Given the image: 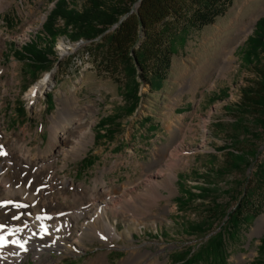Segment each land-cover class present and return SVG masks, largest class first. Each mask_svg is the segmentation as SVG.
I'll return each instance as SVG.
<instances>
[{"label": "rangeland", "instance_id": "rangeland-1", "mask_svg": "<svg viewBox=\"0 0 264 264\" xmlns=\"http://www.w3.org/2000/svg\"><path fill=\"white\" fill-rule=\"evenodd\" d=\"M212 1L224 10L199 27L191 15L207 0H175V12L150 26V32L162 26L168 32V67L159 80L150 76L145 83L136 77L138 103L126 114L124 68L119 59L103 57L102 37L71 41L59 35L52 47L55 61L36 69L17 60L11 50L40 31L53 0H0L5 42L0 45V172L10 177L9 156L23 138L34 158L54 157L46 165H53L51 195L60 204L71 209L78 198L73 189L61 186L63 178L89 192L100 191L102 178L110 188H125L121 204L132 198L140 207L136 222L109 214L122 236L104 239L90 224L80 247L71 246L70 252L53 247L66 226L56 224L54 217L37 216L26 227L29 240L43 243L40 257L32 256L26 241L0 240V259L6 256V264H40L44 259L89 264L103 258L105 264H123L131 248L140 255L130 264H176L178 253L193 254L223 228V211L237 203L241 223L235 236L226 238L220 264H264V249L259 248L264 236V122L243 103L245 90L254 85L259 70L264 72V53L244 60L241 51L255 17L264 11V0ZM71 2L77 8L83 5V0ZM48 73L49 86L28 98L30 88ZM108 115V130L97 132L98 120ZM81 123L90 126L86 142L79 150L64 147L62 134L76 138ZM52 131L56 142H51ZM61 149L66 153L59 154ZM162 154L163 161L147 171L146 165ZM85 156L88 160L82 162ZM179 182L189 196L181 195ZM200 189H207L205 200L196 195ZM23 193L29 203L38 200ZM205 202L216 205L214 217L203 212ZM68 215V224L73 223L74 215ZM188 222L199 230L184 227ZM50 236L56 240L47 242ZM22 250L24 257L19 256Z\"/></svg>", "mask_w": 264, "mask_h": 264}, {"label": "trees", "instance_id": "trees-1", "mask_svg": "<svg viewBox=\"0 0 264 264\" xmlns=\"http://www.w3.org/2000/svg\"><path fill=\"white\" fill-rule=\"evenodd\" d=\"M137 1L135 12H130L132 5ZM223 10V7L215 5L212 0H207V4H203L202 9L194 11L191 21L199 27L212 21L213 16ZM174 12L175 0H83V5L79 8L71 0H53L40 31L11 51L17 60L26 61L36 69L47 68L55 61L52 47L57 36L64 35L71 41L78 39L92 41L102 37L100 49L103 51V57L110 62L119 59L124 68L123 89L127 104L123 109L126 114H130L137 106L139 99L137 94L139 83L136 77L141 78L145 83H149L150 76L159 80L168 67L170 51L166 45L167 30L163 26L155 31L148 30L150 26L161 22ZM59 20L61 25L58 24ZM241 51L244 60L249 57L257 59L258 54L264 53V14L253 24ZM257 77L254 85L245 90L243 103L246 109H253L256 116L264 117V72L259 70ZM112 115L98 120L97 132L108 130V119ZM263 117L256 119L262 123ZM103 133L96 135L105 137ZM87 158L88 156L82 158V162L87 161ZM237 158L241 159L240 156L235 155V159ZM178 187L181 195H190L183 190L181 182L178 183ZM205 191L207 192V189H200L196 195L205 200L207 196L203 193ZM177 201L180 206L184 205V199L181 196L177 197ZM205 203L203 212L209 213L206 216L214 217L213 213L217 211L216 205ZM229 211H223L221 215L226 216L223 228L219 227L193 254L178 253L176 264L209 263L213 260L219 264L222 263L226 251L225 240L235 236L241 223L238 203ZM184 227L194 231L199 230V226L195 223L188 222ZM259 248L264 249V236L260 238Z\"/></svg>", "mask_w": 264, "mask_h": 264}, {"label": "bare ground", "instance_id": "bare-ground-1", "mask_svg": "<svg viewBox=\"0 0 264 264\" xmlns=\"http://www.w3.org/2000/svg\"><path fill=\"white\" fill-rule=\"evenodd\" d=\"M3 43H5L4 35L0 32V45L3 46ZM51 77V74H45L35 85L30 88L28 92V98L31 99L37 96L38 93H41L43 89L47 88L51 81ZM83 126V123L76 126L77 128L80 127L81 129L80 132H78V136L76 135V138L72 134H62L61 140L64 147L68 146L69 144L74 146L76 145L78 150L82 147L83 143L86 142V140H84L86 134L90 132L89 125L87 128H84ZM20 140L21 141L18 144V151H14V153L9 156V161L7 160L8 165L13 169L10 177H5L4 173L0 172L1 241L5 242L9 240L10 242L13 240H18L17 243L19 240L26 241L29 244V248L32 250V256L38 259L44 249V246L42 245L43 243H39V240L35 238L37 236L34 237L37 242L29 240L30 238L28 239L27 235L31 231H29L26 227L27 224L29 225L37 222V216H42L44 219H48V217H54V222H56V224L66 226L64 232L59 234V239L56 240L54 239L55 237L52 238L51 236L46 238L47 242L56 240V242L53 244V247L64 252H70L71 246L80 247L84 235L83 233H86L87 231L90 232L92 230L91 225L95 228L94 232L104 239L107 237L118 238L122 236L121 233L116 230L115 226L110 223L109 214H112V216H120L122 219L128 222L138 221L136 216L140 211V207L135 202V200L130 198L126 205L121 204L119 202L120 200H118L119 197L123 195L125 188L123 186L110 188L102 178L99 181L101 189L100 191L98 190L96 192H89L79 186H73V183L70 180L63 178L60 182L61 186L73 189L75 195L78 196V198H74L75 205L71 206V209L60 204L57 201V198L51 195V190L55 188L52 186V179L49 176V174L54 176L53 165L51 164L52 166L47 168V165H49L47 162L53 161L54 157L34 158L30 153V149L26 146L24 139L21 138ZM56 141V134L53 132L51 142ZM65 153L66 150L61 149L59 151V154ZM162 161L163 154L155 157L151 163L147 164L146 170L151 171ZM0 169H2V167ZM23 191L27 192V194L32 193L36 195L38 200L29 203V199H26ZM69 213L74 215V220L73 223L70 221L68 224L69 220L66 217H69ZM75 232H78V234L74 235ZM138 251H136L134 248H131L129 256L125 259L124 263H133L139 254ZM146 255H148L147 251L145 253V256ZM19 256H26V252L23 250L20 251ZM55 261L56 260L48 262L46 259H44L39 263L56 264ZM105 263V258H103L99 261H95L94 263L90 262L89 264ZM0 264H6V256L3 255V258L0 259ZM10 264H18V261L14 260V262Z\"/></svg>", "mask_w": 264, "mask_h": 264}, {"label": "water", "instance_id": "water-1", "mask_svg": "<svg viewBox=\"0 0 264 264\" xmlns=\"http://www.w3.org/2000/svg\"><path fill=\"white\" fill-rule=\"evenodd\" d=\"M263 14H264V11L261 12L260 14H258V15L255 17L254 22H255V20H256L258 17H260V16L263 15Z\"/></svg>", "mask_w": 264, "mask_h": 264}]
</instances>
